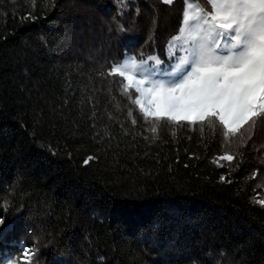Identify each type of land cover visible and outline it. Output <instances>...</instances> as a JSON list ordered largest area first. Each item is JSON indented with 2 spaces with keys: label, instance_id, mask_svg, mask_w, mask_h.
<instances>
[{
  "label": "trees",
  "instance_id": "1",
  "mask_svg": "<svg viewBox=\"0 0 264 264\" xmlns=\"http://www.w3.org/2000/svg\"><path fill=\"white\" fill-rule=\"evenodd\" d=\"M184 9L0 0V264H264V118L145 120L111 74Z\"/></svg>",
  "mask_w": 264,
  "mask_h": 264
},
{
  "label": "snow or ice",
  "instance_id": "2",
  "mask_svg": "<svg viewBox=\"0 0 264 264\" xmlns=\"http://www.w3.org/2000/svg\"><path fill=\"white\" fill-rule=\"evenodd\" d=\"M184 2L181 35L169 41L170 48L180 42L184 55L171 53L175 63L165 67L158 56L145 59L141 53L139 60L131 56L113 65L111 74L127 81L125 90L139 94L133 102L145 120H218L225 136L235 134L242 125L264 118V0H205L210 10L193 0Z\"/></svg>",
  "mask_w": 264,
  "mask_h": 264
},
{
  "label": "rangeland",
  "instance_id": "3",
  "mask_svg": "<svg viewBox=\"0 0 264 264\" xmlns=\"http://www.w3.org/2000/svg\"><path fill=\"white\" fill-rule=\"evenodd\" d=\"M179 35H181L180 32L176 36H179ZM184 37L187 38V33L184 34ZM179 43L180 42H177V44L174 47H172V48L169 47V48H170V52L171 53L175 52L176 55L182 56V55H184V51L179 47ZM187 46H188L187 44L184 45V47H187ZM128 57H131V56H128ZM160 60L162 61V59H160ZM162 62H163V66L167 67L169 64L175 63V60L174 59H171V60H169L167 62H164V61H162Z\"/></svg>",
  "mask_w": 264,
  "mask_h": 264
}]
</instances>
